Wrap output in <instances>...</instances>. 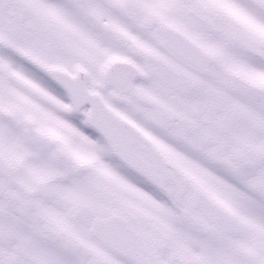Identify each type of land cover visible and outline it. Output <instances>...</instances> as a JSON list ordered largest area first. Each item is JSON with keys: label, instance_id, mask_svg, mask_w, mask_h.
I'll use <instances>...</instances> for the list:
<instances>
[{"label": "snow or ice", "instance_id": "6c2138e0", "mask_svg": "<svg viewBox=\"0 0 264 264\" xmlns=\"http://www.w3.org/2000/svg\"><path fill=\"white\" fill-rule=\"evenodd\" d=\"M0 264H264V0H0Z\"/></svg>", "mask_w": 264, "mask_h": 264}]
</instances>
